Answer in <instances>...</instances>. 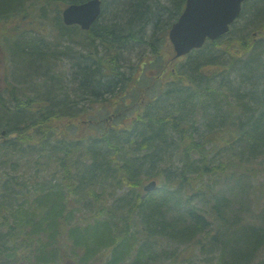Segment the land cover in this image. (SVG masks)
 I'll list each match as a JSON object with an SVG mask.
<instances>
[{"label": "trees", "instance_id": "obj_1", "mask_svg": "<svg viewBox=\"0 0 264 264\" xmlns=\"http://www.w3.org/2000/svg\"><path fill=\"white\" fill-rule=\"evenodd\" d=\"M87 1L0 0V40L14 43L3 51L9 64L14 58V80L17 69L25 83L41 78L27 99L20 97L26 85L0 92V261L144 264L156 258L161 239L189 245L214 231L210 217L219 224L212 244L220 231L232 242L226 264H251L264 255V42L257 39L264 34V0L244 4L248 38L242 32L238 42L228 38L235 22L174 66L165 58L168 32L186 0H102L103 14L85 42L92 48L101 41L109 59L92 51L76 57L69 85L83 96L79 102L109 103L115 115L83 122L88 113L70 100L65 77L45 73L54 55L19 27L37 10L59 22L64 8ZM140 44L150 50L142 77L120 63ZM150 71L167 76L165 89L146 76ZM147 179L158 183L151 194L144 192ZM119 189L120 198L109 194ZM110 200L113 210L106 212ZM76 204L90 216L85 226L70 228ZM130 228H138L142 248L133 247Z\"/></svg>", "mask_w": 264, "mask_h": 264}, {"label": "rangeland", "instance_id": "obj_2", "mask_svg": "<svg viewBox=\"0 0 264 264\" xmlns=\"http://www.w3.org/2000/svg\"><path fill=\"white\" fill-rule=\"evenodd\" d=\"M109 12L104 15L103 20L107 21L109 18ZM29 20V23L23 24V26H20V29H23L25 34L27 36L32 37L36 42H41L44 45V50L49 52L48 54L54 55V61L52 67L47 70L45 73H49V76L51 74H58L61 77H65V83L64 85H67L66 87L69 88L70 90V95L69 98L70 100H74L76 102L75 106L77 109H85L84 111L87 112L88 114H85L83 122H86L90 117L95 116L97 119H105L107 118L110 114L115 115L114 109L110 104H106L105 107H103L101 104L102 103H93L94 105H91V101L87 102L86 104L83 102H79L80 98L82 97H77L75 96V91L74 87L72 85H69L71 83L72 79V66L75 63L76 57H80L83 54L90 53L91 51L94 53H97L100 56H108L109 59V51L104 49V46L102 45L101 41L96 42L95 45L91 48L88 46V44L85 42V37L87 36L88 32L83 31L80 28H75L72 31H68L67 29L62 28L61 21L62 20V15L58 21L55 20V15L53 13H48L47 15H44L43 12L40 10H37L35 14L31 17L27 18ZM248 19V18H247ZM246 17H241L236 25L238 28L234 29L233 33L231 36L228 38H233L231 40H234L235 42L240 41L241 39L239 38V34L244 36L245 33L243 32L246 26ZM28 24V25H27ZM65 26V25H64ZM247 29H249L250 32L254 33L255 27H252L251 25H247ZM28 37V38H30ZM27 38V37H26ZM245 38H248V35H245ZM31 39V38H30ZM257 39H263L264 42V34L257 36ZM13 41H17V38H15ZM2 43V47L0 48V92L4 94V89L7 85H12V86H18V85H26L29 87L28 92H21L20 97L23 99H27L34 90H36V85L35 83H39L41 78H38L39 76H34L31 78L30 81L25 83V80L23 77H19L22 73L20 69H17L16 74L19 76L14 77L12 73H15V61L14 58H11V62L7 61L5 58V53L3 51H8L9 48H12L14 46L13 42H10L8 44V39H2L0 40ZM170 42V41H169ZM149 48H147L146 45L140 44L131 49L129 52H125L122 54L120 58V63L123 62L122 66H124V71L133 70L136 74V76L142 77V69L140 68V65L143 62V58L147 57L149 55ZM251 56V55H250ZM36 57V56H33ZM166 60H172L169 64H172L173 66L183 62L185 57L175 59L174 58V51L172 47H169L167 55H165ZM245 60L249 59V55L244 56ZM104 59V60H105ZM109 61V60H108ZM17 63H20L21 61L18 59L16 60ZM173 62V63H172ZM43 71V69L41 70ZM166 74L167 71H166ZM149 78H155L157 82V86L163 84L162 89H165L166 83L168 82V78L166 75L163 76V78H159L155 72H149L146 75ZM37 79V80H36ZM27 81V80H26ZM147 81V80H144ZM136 81H134L135 83ZM149 82V81H148ZM141 80L138 84L140 85ZM145 84L141 83V86L144 87ZM156 86H152L151 88H155ZM16 88V87H15ZM142 89V88H141ZM139 89L138 91H140ZM156 91H159V89L156 87ZM4 96H7L4 95ZM65 96V95H64ZM106 96V95H105ZM107 98V97H105ZM112 102V101H110ZM92 106V107H91ZM102 106V107H101ZM91 107V108H90ZM80 109V110H81ZM90 109V112H89ZM89 115V116H88ZM105 124V122H104ZM119 124L121 127L124 126V120L120 119ZM81 128L85 129L83 132L88 131V123H85L80 125ZM94 131L90 130V132L87 133H93ZM5 137V136H3ZM171 166L174 168L177 167V163L174 161V163H170ZM263 172H260L259 175V183L263 182ZM149 181V179H147ZM146 181V182H147ZM257 182V181H256ZM125 190H111L109 191V194L111 193H116L117 198H120V195H123ZM182 199V198H181ZM178 199V200H181ZM105 201V200H103ZM255 202V201H254ZM259 204L262 203V201H258ZM114 203V200L108 201L107 205L102 206L103 209H106V212L111 211L113 209H110L107 206H110L111 204ZM198 203V201H194L193 204ZM82 204H76L74 208V214L73 217H71V220L68 222L70 228L74 226H83L84 222L87 217H89V212L91 211L90 209H85L84 207H81ZM201 209V205H198V209ZM119 216V215H118ZM86 217V218H85ZM120 217V216H119ZM207 220H210L211 222V227L214 228V231L211 233H205L202 237H196L193 243L189 245H185L183 243L175 242L172 240H169L167 238L161 239L158 242V247H156V251L154 254H156V258H151L146 257L145 258V263L144 264H172L175 262L176 264H226L230 259V246L232 245V242L226 244L225 240V235L221 233L220 231V236L219 242L217 245H213L212 241L213 238L217 235L216 228L219 226L217 222H215L212 218L206 217ZM134 220H137V224L140 225V220L137 218H134ZM120 226H125V222H123L122 219H120ZM133 224V223H131ZM85 226V225H84ZM131 226V225H130ZM141 226V225H140ZM132 227V226H131ZM209 227V226H208ZM210 228V227H209ZM138 228H130L128 233L130 234V237L135 239V241H131V243L135 246H138L139 248H142L141 246L144 244L143 240H138L137 238V233ZM232 233L229 232V235ZM237 249L241 250H246V248L242 247V243L237 244ZM134 258V256H132ZM69 262V258L67 257L65 259V263ZM64 263V262H63ZM0 264H30L27 261H24L23 259L19 260H2L0 261ZM251 264H264V255L259 256L256 260H253Z\"/></svg>", "mask_w": 264, "mask_h": 264}, {"label": "water", "instance_id": "obj_3", "mask_svg": "<svg viewBox=\"0 0 264 264\" xmlns=\"http://www.w3.org/2000/svg\"><path fill=\"white\" fill-rule=\"evenodd\" d=\"M246 0H186L183 13L169 31V39L176 58L201 49L208 40H217L227 34L231 25L239 18ZM102 14V1L89 0L73 4L63 11L67 26L79 25L90 30ZM158 188L157 181L144 187L146 193Z\"/></svg>", "mask_w": 264, "mask_h": 264}]
</instances>
